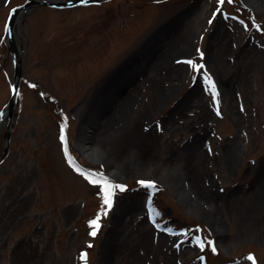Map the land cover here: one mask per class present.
<instances>
[{"label": "rangeland", "instance_id": "rangeland-1", "mask_svg": "<svg viewBox=\"0 0 264 264\" xmlns=\"http://www.w3.org/2000/svg\"><path fill=\"white\" fill-rule=\"evenodd\" d=\"M25 1L0 0V112L15 72L6 24ZM249 1L225 0L214 19L218 0L36 4L18 15L0 264H252L250 254L264 264V0ZM77 145L97 147L95 162ZM70 160L113 186L107 215L101 186Z\"/></svg>", "mask_w": 264, "mask_h": 264}, {"label": "water", "instance_id": "water-1", "mask_svg": "<svg viewBox=\"0 0 264 264\" xmlns=\"http://www.w3.org/2000/svg\"><path fill=\"white\" fill-rule=\"evenodd\" d=\"M101 1L103 0H89L88 4L98 3ZM36 4L46 5L55 8H68L76 5H84L80 3V0H28L11 10L10 18L6 24L5 42L11 54L15 72L11 87V96L6 102L5 108L3 110V117L0 119V131L5 124L3 152L0 155V164L4 161V159L9 153V143L11 131L13 129V113L15 109V103L19 94V85L22 78L23 69V59L21 55L22 47L19 45L17 38L13 34V30L15 28L16 23L13 24L12 20L17 19L18 15H20L22 11H25L26 9ZM13 89H15V91H13ZM90 161L94 162L93 160Z\"/></svg>", "mask_w": 264, "mask_h": 264}, {"label": "snow or ice", "instance_id": "snow-or-ice-1", "mask_svg": "<svg viewBox=\"0 0 264 264\" xmlns=\"http://www.w3.org/2000/svg\"><path fill=\"white\" fill-rule=\"evenodd\" d=\"M228 3H233L234 0H227ZM81 4H88L89 0H80ZM225 3V0H218V7L216 9V11L213 13V19L216 17L217 13H221V7L223 6ZM225 18L227 19L228 17L225 16ZM212 21L210 20L209 23H211ZM197 51L199 52V50L197 49ZM200 56L203 57V53H200ZM180 62V61H178ZM186 63L193 69H195L197 72L200 71V69L204 68V65L202 64H198L196 62H194V60L189 59L186 61ZM202 76L204 77V79L210 84V90L213 96V100L214 102H216L218 104V101L216 100V97L219 95L216 91V85L215 82L211 81V79L208 77L207 72L202 73ZM30 87H36V85H30ZM13 91H15V89H13ZM243 110V109H241ZM217 114L219 115V108L217 107ZM3 117V112H0V118ZM63 132V129L61 130ZM61 140H64V136L61 135ZM209 151H211L209 149ZM71 163V161H69ZM77 171H80L79 169H77ZM80 174L82 176H84V178L86 180H88L89 183L92 184H98L101 186V192L103 194V200H102V211L104 215H107V212L112 208V199H111V189L113 188V186L109 183V181L107 179L101 178V179H93L91 174H85L84 172H80ZM141 184H144V181H140ZM150 186V185H149ZM115 188H118L120 191H123L124 188L120 185H115ZM99 214L97 215L96 219L90 221V226L93 228V231L90 232V235L95 236L97 230L99 229ZM194 242L195 244L201 249V251H203L205 249L206 246L210 247L212 252H216L217 247L214 241L211 240H202L199 236H196L194 238ZM89 247H91V245H89ZM177 247H179V244H177ZM81 260H86V253H82L80 256ZM201 261H203V257H200ZM247 259L249 261L252 262V264H256L255 258L250 254L247 256Z\"/></svg>", "mask_w": 264, "mask_h": 264}, {"label": "bare ground", "instance_id": "bare-ground-1", "mask_svg": "<svg viewBox=\"0 0 264 264\" xmlns=\"http://www.w3.org/2000/svg\"><path fill=\"white\" fill-rule=\"evenodd\" d=\"M252 1V0H251ZM251 1H249V2H251ZM16 20V21H15ZM16 22H18V17H17V19H14V20H12V23L13 24H15ZM79 147H81V152H84V154H85V156H86V158H88L89 160H93V161H95V158H96V154H97V152H99V149L97 148V147H89L88 145H78ZM262 197V196H261ZM196 208L197 209H199L203 214H204V212L203 211H205V210H207V207H203V205L202 204H199V203H197L196 204ZM207 212V211H206ZM208 214H211L209 211L207 212Z\"/></svg>", "mask_w": 264, "mask_h": 264}]
</instances>
